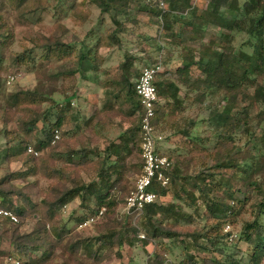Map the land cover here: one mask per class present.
<instances>
[{
    "label": "trees",
    "instance_id": "16d2710c",
    "mask_svg": "<svg viewBox=\"0 0 264 264\" xmlns=\"http://www.w3.org/2000/svg\"><path fill=\"white\" fill-rule=\"evenodd\" d=\"M58 1L60 4L64 2V0ZM84 2H90L97 6L101 10L100 12L108 13L114 25L118 22V19H116V7L128 9L133 3L142 4L140 10L151 14L159 29L157 18L160 10L157 8L155 1L83 0L77 3L76 0H73L68 11L71 13L75 24H84L88 18L87 13H81V9L85 5ZM164 2L166 3V11L163 13V30L169 34H163V39L171 42V34L173 32L176 33L177 37L183 36V38L184 35L190 34L189 36H193L191 40L197 41L196 44L198 45L197 53L192 49L183 48L187 55L181 57V66L175 71L176 80H179L191 90H195V85L201 84L209 91L214 89L223 93V105L219 107L217 115L220 116L222 129L215 134L214 151L208 152V150L202 149L206 151V155L212 161V166L206 169L211 170V172L199 173L193 178L196 192L200 194L201 199L204 198L205 200L204 206L201 203V205L197 204L199 199L194 194L186 195V186L190 178L186 173V166L183 169V167L175 165L169 173V185L166 188H152L156 192L158 199L144 207L142 227L147 238L157 239L164 237L180 244L183 257L174 264H242L241 258L235 259L232 257L230 253L231 246H228L225 241L229 234H223L222 228L224 224L229 223V221H235L240 216L251 195L256 193L260 201L256 205L251 206L253 210L256 209L255 218L251 222L244 223L239 234V240L252 248L248 264H260L258 257H264V153L258 146V138L249 129V120H251L249 108H244L243 111L235 114H232V111L236 108L238 96L243 94V87L245 85L246 87H253L254 103L259 107L255 119L258 124L264 123V84L258 82L259 73L264 74V0H247L243 5L244 10L240 19L234 16L236 12L240 11V8L233 0H210L207 8L201 13H198L192 7L191 0H164ZM47 3V0H5V3L0 0V64L3 59L4 49L8 46V43L10 44L11 39L10 29L3 19L1 8L8 4L15 8L24 7L27 10L34 11L44 9ZM176 26L178 31L174 29ZM210 30H221L222 32L215 39L221 45H217L219 47L214 54L207 53L205 51L206 44L202 43L204 35ZM242 32L247 35L244 45L250 50L249 53L245 52L241 47L236 48L232 45L233 33ZM111 41H114V39H111ZM95 46L96 48L103 47V45L99 44ZM39 48H41V53L38 57L36 52H33L34 49H31L28 50L27 54L17 55L15 58L16 63L27 64L32 67L38 64L37 68H42L41 63L48 64L52 59L59 60L69 50V52L72 51L70 44H64L58 40L54 42L48 41ZM195 56H197V60H195ZM89 59L90 56L87 52L85 53L83 48L79 49L75 68L62 71L61 75L68 78L67 76L69 75L72 76L79 73L82 64ZM39 60L40 62L36 63ZM132 66V62H129V59L126 58L118 67L121 72L119 80L114 82L111 79L110 82L104 83V87H110V91L106 90L103 93L104 102L102 103V109L105 111L113 110L115 113L120 114L121 111L118 108L113 109L115 108L114 103L111 102V98H113L119 101L121 107L131 105V110L126 115L135 116L138 120L140 107L139 100L134 92L135 82L132 83L135 78V75L131 73ZM191 66L200 71L203 75L202 79L190 81L188 73ZM57 76L53 73L51 79L55 80ZM3 85L4 82L0 75V104L5 110L4 122L14 116L10 112L11 110H21L27 114L25 115V120L20 119L19 137H13L8 140L5 149L0 151V161H19L26 168L25 172L18 176L9 175L0 180V208L11 211L18 219L17 223H13L7 218L0 217L3 233L11 244H17V253H24L28 256V261L22 264L43 263L41 261L46 260L48 251H42L39 259L34 257L32 253L42 250L45 245L51 246L53 249L59 242H65L66 249L70 248L73 256H76L79 249L84 246L89 251L88 256L93 255L95 258L94 260L91 259V261L98 262V253H90L89 249L94 244L97 245L98 249L110 248L116 235L111 232L114 227L105 226L96 236L89 238L90 240L86 239V241L73 244L72 238L68 236V228L65 224L59 226L55 222V218L63 207L77 198L80 200V204H83L86 213H88L76 219L79 222L78 224L96 214L102 207L105 208L104 214L114 211L118 205L116 194L121 188H124L126 181L111 182L110 176L115 172V168L119 166L117 163L124 161L125 154L123 150L126 149L129 140L121 141L120 143L124 144H122L121 148L119 146L113 147L114 144H110L104 149L103 152L106 154L104 160L111 155L116 157V162L111 163V166L106 169H104V160L95 161L91 159L89 157L91 152L89 153L85 149L76 150L72 148L71 151L66 152L65 162L71 166L62 165L60 169H55V162L53 163V170L46 173L45 176L51 178L55 183L47 191L40 203L35 205L17 186L10 185V182L16 179L15 176L20 178L21 175H24L26 178L35 175L37 173V165L41 164L40 155L35 157L27 153L26 147L34 139L33 148L38 151H42L47 147L58 146L59 141L52 146L50 145L52 133L54 130H59L60 134H62V128L65 126L67 117L69 121H76L75 132L73 133L75 135L72 137H78L76 132L81 128V125L94 131L95 115L88 120H80L79 112L73 111L70 107L72 100L75 98V93L58 100L52 97L54 90L52 87L49 88V91L38 85L31 90L18 89L14 92H9L3 88ZM156 85L158 86L157 95L165 100H171L170 103L168 101L165 102L166 107L172 110L173 108H178L179 98L177 97L178 88L176 85L171 81L163 82V85L156 83ZM198 96L203 99L204 93H199ZM155 109L156 113L153 119L155 128L157 124H165L174 119V116L170 111H166L165 107L157 106L156 104ZM69 113L71 115H68ZM39 122H42L43 126L37 129V123ZM185 124L183 127H175L173 125L176 129L173 132V136L168 138L171 139V137L177 135L181 136L183 138L182 143L187 148L197 145L196 142H202L203 139L191 133L195 121H188ZM263 131L264 128H262ZM39 132L43 135L40 140L36 139L35 136ZM132 133L136 134V137L138 136V144H140L139 121L137 126L131 131L130 138ZM237 133L246 136L242 147L245 146L247 149L238 148ZM3 136L9 137L7 133H4ZM199 149L201 148L199 147ZM167 157L170 159L169 156ZM74 159H76V163ZM89 165L91 169L96 170L97 180H99L98 186L95 182L84 183L79 178L78 169ZM141 167L142 161L140 170ZM226 169L230 170V175L227 179H223L224 176L221 171ZM232 180L242 183L245 189L243 199H236ZM67 182L69 186H66ZM222 185V188L225 187L223 190L227 191V201L229 203H223L219 201L217 196L212 195L213 188H220ZM172 191L174 193L172 195L173 200L181 201L184 197L189 198L190 203H188V206H191L196 213L204 209V224L200 230L180 229L178 227L182 222H191V216L185 213L178 204L174 202L164 203L162 201L163 197L169 195ZM13 197H16L17 201ZM92 199L94 201L93 205L91 204ZM35 215L40 221L41 227L45 228V225L49 224L51 240L44 235L42 238H38L36 235L40 232L39 229L32 230L29 233L20 232V224L26 218ZM166 220L171 223L170 228L163 225V221ZM0 234V237L4 236L2 233ZM124 240L121 235L117 239L116 244L121 246ZM191 249L213 256L202 257V260L198 261L196 256L190 253ZM161 255L156 254L150 264H162ZM18 261L17 263L19 264ZM77 261L75 260L74 262L77 263ZM78 264H82V262L79 261Z\"/></svg>",
    "mask_w": 264,
    "mask_h": 264
},
{
    "label": "rangeland",
    "instance_id": "374dc122",
    "mask_svg": "<svg viewBox=\"0 0 264 264\" xmlns=\"http://www.w3.org/2000/svg\"><path fill=\"white\" fill-rule=\"evenodd\" d=\"M2 1L5 3V0ZM47 1L48 3L44 9L34 11L27 10L24 7L15 8L8 4L1 8L3 19L10 29L11 34L10 44L8 43V46L4 49L3 59L0 64V75L4 82L3 88L6 91L14 92L18 89L31 90L41 85L47 91L52 87L54 89L52 97L58 100L75 93V98L72 100L70 107L73 111L79 112V107L86 108L87 105L95 103L96 94L100 89L102 93L110 89V87H104L105 82H110L111 79L114 82L119 80L121 72L118 70V67L126 58L133 64L131 73L135 75V78L132 80V83H134L143 67L154 64L159 56L162 57V70L156 76V83L163 85V82L177 81L173 75H175L176 69L181 66V57L187 55L183 48L192 49L194 52L198 50L197 41H192L191 37L193 36H189L190 34L184 35L183 38V36L177 37L176 33L173 32L171 34V42L163 39V34L167 32L158 29V25L151 14L140 10L142 4L133 3L128 9L116 7V19H118V22L114 25L108 13H102L94 4L84 2L85 5L81 9V13H87L88 18L84 24H75L71 13L68 11L73 0H64L61 4L58 0ZM76 1L79 3L83 0ZM209 1L191 0V5L198 13H201L207 8ZM233 1L240 8V11L236 12L234 16L240 19L244 10L243 5L247 0ZM163 3L166 8L164 0ZM174 29L178 31L177 26ZM220 33H222L221 30H210L204 35V41L202 43L206 44L205 51L207 53L214 54L217 52V48L219 47L217 45L221 44L215 39ZM232 38V45L234 47H241L245 52H250L248 47L244 45L247 38L245 32L233 33ZM111 39H114V41H111ZM57 40L64 44H70L72 51L69 52V50L59 60L52 59L48 64L41 63L42 68H37L38 64L32 67L27 64L16 63L15 58L17 55L27 54L28 50L34 49L33 52H36V56L38 57L41 53L40 46L48 41L54 42ZM96 44L103 45V47L96 48ZM81 48L84 49L85 53L87 52L90 59L82 64L79 73L72 76L69 75L67 76L68 78L62 76V71L75 68L79 49ZM195 60H197V56H195ZM39 62L40 60L36 63ZM53 73L58 75L55 80L51 79ZM9 77H13V81L8 85L6 81ZM188 77L190 81H198L203 78V75L194 66H191ZM258 82L264 84L263 73H259ZM156 83V90H158ZM194 88L195 90H191L194 93L192 94L193 100L201 99L198 95L199 93H204L203 99L200 100V104H197L198 106L196 108L189 106L188 108L181 107L179 105L178 108L176 107L172 110L166 107V101L159 102L160 99L157 95V106L165 107L166 111H170L174 116V119L163 124V131L159 129V124L156 125L155 130L158 136H162L161 134L163 132V139H167V142L163 144H158L161 141H157V148H159L157 150L163 152L161 153L162 155L169 156L173 162V166L178 165L179 167H183V169L186 166V173L190 176L188 185L186 186V195L194 194L199 199L197 204H203L204 206L205 200L204 198L201 199L200 194L196 192L193 178L199 173L211 172V170L206 169L212 166V161L206 155V151L202 149L204 148L208 152L214 151L215 134L222 129V123L219 119L220 116L217 115L219 107L223 105V93L214 89L209 91L201 84L195 85ZM112 91L116 92L115 90ZM242 91L243 94L238 96L236 108L232 111V114L241 112L244 108H249L251 119L249 120V129L258 138V146L264 153V131L262 132L264 123L258 124L255 119L259 107L254 103L253 87H246L245 85ZM170 102L171 100H169ZM93 107H95V104ZM117 108L121 111L120 114L122 117L128 116L126 113L129 112V108L126 106L121 107L120 104ZM4 111L2 104H0V151L5 149L8 140L13 137H19L20 119L25 120V115H27L26 112H22L21 110H11L10 112L14 116L7 122H4ZM68 115H71V113ZM138 120L136 123L133 122L132 131L137 126ZM65 121L58 146L47 147L39 151L41 164L37 165V173L35 175L26 178L24 175H21L19 178L17 176L25 172L26 169L22 162L0 161V180L9 175H17L15 176L16 179L10 182V185L17 186L35 205L40 203L47 191L55 183L51 178L45 176L46 173L53 170V163L55 162V169H60L62 165L67 167L71 166L65 162L66 152L71 151L72 148L76 150L85 149V151L91 152L89 156L91 159L103 161L106 158V154L103 151L110 144H114L113 147H122L123 143H120L121 141L116 143L111 141L110 138L112 136H109L105 141H100L99 137L95 136V132L88 127L80 134L77 131L76 135L78 137L74 138L70 136L71 130H68V127L72 125V121H69L68 117ZM188 121H195L191 133L203 139L202 142H196L197 145L191 146L190 148L184 146L181 136L177 135L171 137V139L168 138L173 136V132L176 129L173 125L175 127H183ZM42 126V122L37 123V129H40ZM89 129L94 135L87 133ZM4 133H7L9 137H4ZM133 133L126 149L123 150L125 154L124 161L117 163L119 166L115 168V172L110 176L111 182L126 181L124 188H121L116 194L118 205L114 211L104 214V216L98 218L92 225L80 228L79 222L76 219L88 213H86L83 204H80V200L77 198L63 207L55 218V222L59 226L65 224L68 228V236L72 238L73 241H71L73 244L86 241V239L90 240L89 238L96 236L105 226L110 225L114 227L111 232L116 234L112 246L106 249H98L97 245H92L89 249L90 253L97 252V258L99 259L98 262H92L91 259L94 260L95 258L93 255L88 256L89 251L84 246L79 249L76 256H73L71 249H66L65 242H59L53 249L51 246L45 245L42 247V250L32 253L34 257L39 259L42 251H48L46 260H42L41 262L43 263L40 264H78L79 261L82 264H150L155 255H161V253L160 258H162V264H174L182 259L183 252L178 242H172L164 237L157 239L147 238L142 227L143 215L136 219L134 216L127 215L123 210L125 197L131 189L134 179L140 173L141 158L138 146L139 140L138 136L136 137V134ZM35 136L39 140L43 138L40 132L35 134ZM245 139L246 136L237 133L236 141L238 148L247 149L245 146L242 147ZM34 141L35 139L29 145L33 147ZM74 160L76 163V159ZM104 161V169H106L111 166V163L116 162V157L111 155ZM90 167V165L88 167H80L78 169L79 178L84 183L95 182L98 186L99 180H97L96 170ZM221 174L224 176L223 179H227L230 175V170H222ZM232 184L235 188L234 194L236 199H243L245 189L242 183L232 180ZM5 185L8 186L7 184ZM66 186H69V183ZM222 187L223 185L220 188H213L212 195L217 196L219 201L223 203H229L227 201V191L223 190L225 187ZM172 195H174L173 191L163 197L162 201L164 203L174 202L178 204L185 213L191 216V222H182L178 227L180 229L200 230L204 224V209L196 213L191 206H188V203H190L189 198L184 197L185 200L183 199L181 201L173 200ZM13 199L16 200L17 198L13 197ZM258 201H260L259 197L256 193H253L245 208L241 211L240 216L235 221H229V223L224 224L222 228L223 234H229L225 241L228 246H231L230 253L232 257L235 259L241 258L242 264L249 263L252 248L239 240V234L244 223L254 220L256 209L253 210L251 206L256 205ZM93 203L94 201L92 199L91 204L93 205ZM39 223L40 221H38L36 215L33 217L30 216L20 224V232L29 233L32 230L39 229L40 232L36 235L38 238H42L44 235L51 240L52 236L49 232V224H46L44 228ZM163 225L168 228L171 227V223L167 220L163 221ZM0 233L4 235L0 237V264H18V260L19 264L26 263L28 256L24 253H17V244H11L8 238H6L2 230L1 221ZM121 235L125 240L121 246H118L116 244L117 239ZM139 235H144V238L140 239ZM143 242L146 244L144 245ZM190 253H193L198 261H201L202 257L213 256L193 249L190 250ZM101 257L102 260L100 261ZM258 259L260 264H264V257H258ZM75 260H78L77 263L74 262Z\"/></svg>",
    "mask_w": 264,
    "mask_h": 264
},
{
    "label": "built area",
    "instance_id": "2783aa9c",
    "mask_svg": "<svg viewBox=\"0 0 264 264\" xmlns=\"http://www.w3.org/2000/svg\"><path fill=\"white\" fill-rule=\"evenodd\" d=\"M157 3V8L160 10L158 14L159 30H163V13L166 11L163 0H152ZM162 57L159 56L154 64L143 67L134 84V92L139 100L140 111L139 130H140V158L142 167L140 173L134 179L131 189L124 200L123 210L129 216L139 218L143 215V210L146 205L154 203L158 196L152 189L153 187L166 188L170 181V171L173 167V162L167 156L157 152L156 144L160 140L157 135L153 119L156 113L157 90L155 86L156 76L162 70ZM13 81V77H9L6 83L9 85ZM60 140L59 130H54L50 141L54 145ZM27 153L37 157L40 155L38 150H35L31 145L26 147ZM105 209L102 207L98 212L81 224L80 228H85L103 216ZM0 217L7 218L13 223H17L16 216L8 210L0 208ZM140 239L144 235H139Z\"/></svg>",
    "mask_w": 264,
    "mask_h": 264
},
{
    "label": "crops",
    "instance_id": "0c3cea01",
    "mask_svg": "<svg viewBox=\"0 0 264 264\" xmlns=\"http://www.w3.org/2000/svg\"><path fill=\"white\" fill-rule=\"evenodd\" d=\"M181 64V61H180ZM176 79V76L173 75ZM156 82V79H155ZM173 82L176 87L178 88V92H177V97L179 98L178 104L181 107H193L196 108L199 104H200V100H193L192 98V94L193 91H191V89L187 88V86L183 83H181L179 80L178 81H171ZM100 93V94H99ZM97 97L95 98V103L89 104L87 105L86 108L83 107H79V115H80V120H88L90 119L93 114H95V129H94V134L95 136H98L100 141H105V139L109 138V136H112L110 139L113 143L116 142H120V141H124L125 139L129 140L130 139V133L132 131V125L133 122L136 123L137 119L135 116L129 115V116H125L122 117L120 114L115 113L113 110L110 111H105L102 109V103L104 102V94L102 93V90L100 89V91L96 94ZM159 99L161 101H168L170 99H164L163 97L159 96ZM158 99V98H157ZM81 100V99H80ZM79 100V101H80ZM111 102L114 103L115 108L116 109L117 106L119 105V101H116L115 99L111 98ZM72 104V103H71ZM95 104V107H93V105ZM161 104V103H160ZM198 104V105H197ZM127 106V108H129L131 110V105H125ZM135 117V119H134ZM139 121V120H138ZM72 126V127H71ZM70 127H68V130L70 131V136H73V133L75 132V127H76V121H72V125ZM81 128L78 129V133H82L86 127H84V125L80 126ZM159 129L163 131V123L159 124ZM87 133L93 134V132L90 131V129L87 131ZM93 134V135H94ZM162 136H160V141L158 144H163L164 142H167V139H163V132L161 134ZM122 137V140H121ZM170 139V138H169ZM165 140V141H164ZM158 144H156V149ZM159 150H157L158 152ZM160 153H163L161 151H159Z\"/></svg>",
    "mask_w": 264,
    "mask_h": 264
}]
</instances>
